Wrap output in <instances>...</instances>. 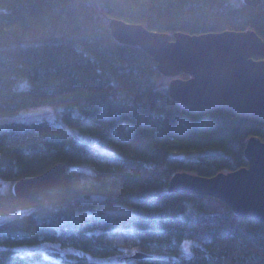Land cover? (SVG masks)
Segmentation results:
<instances>
[{
	"label": "trees",
	"instance_id": "trees-1",
	"mask_svg": "<svg viewBox=\"0 0 264 264\" xmlns=\"http://www.w3.org/2000/svg\"><path fill=\"white\" fill-rule=\"evenodd\" d=\"M113 17L169 34L253 29L264 40V1L0 0V115L58 109V122L0 121V264H131L108 260L124 250L110 242L116 228L149 248L192 241L190 256L137 264H264V221L169 189L179 171L247 166L264 117L174 100L154 58L112 36ZM58 162L59 187L15 194L18 179Z\"/></svg>",
	"mask_w": 264,
	"mask_h": 264
},
{
	"label": "water",
	"instance_id": "water-1",
	"mask_svg": "<svg viewBox=\"0 0 264 264\" xmlns=\"http://www.w3.org/2000/svg\"><path fill=\"white\" fill-rule=\"evenodd\" d=\"M263 1L244 0L253 7ZM109 28L116 40L138 45L154 58L158 70L171 77L168 89L174 100L185 105H224L264 117V40L255 30L169 34L116 17L110 18ZM183 73L188 77H182ZM244 153L247 166L213 176L179 171L172 176L169 189L218 198L237 215L264 221V140L250 136ZM66 169L65 163L58 162L38 175L18 179L13 190L25 198L59 187ZM86 197L105 198L100 194ZM147 255L136 251L132 257Z\"/></svg>",
	"mask_w": 264,
	"mask_h": 264
},
{
	"label": "rangeland",
	"instance_id": "rangeland-1",
	"mask_svg": "<svg viewBox=\"0 0 264 264\" xmlns=\"http://www.w3.org/2000/svg\"><path fill=\"white\" fill-rule=\"evenodd\" d=\"M10 119H20L26 121H42L48 120L51 122H58V109L52 105H45L36 108H32L17 114H7L0 115V121L10 120ZM110 242L113 245H118L123 248V251H119L118 254L108 259L109 261H118L121 263H131L137 264L136 259L130 257L136 251H143L147 253H153L157 255H182L190 256L193 253L192 241L186 240V243L175 248H157V247H144L138 244V240L133 236L130 228H116L110 234ZM31 251V248L28 249ZM128 256V257H127ZM12 264V263H10ZM38 264V262L31 263Z\"/></svg>",
	"mask_w": 264,
	"mask_h": 264
}]
</instances>
